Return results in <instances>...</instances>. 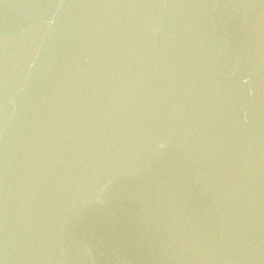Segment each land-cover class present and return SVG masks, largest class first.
Masks as SVG:
<instances>
[{
  "label": "water",
  "instance_id": "1",
  "mask_svg": "<svg viewBox=\"0 0 264 264\" xmlns=\"http://www.w3.org/2000/svg\"><path fill=\"white\" fill-rule=\"evenodd\" d=\"M0 264H264V0H0Z\"/></svg>",
  "mask_w": 264,
  "mask_h": 264
}]
</instances>
